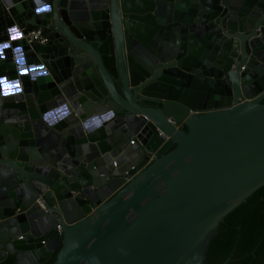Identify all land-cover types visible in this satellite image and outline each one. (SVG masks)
I'll return each instance as SVG.
<instances>
[{
  "label": "water",
  "instance_id": "water-1",
  "mask_svg": "<svg viewBox=\"0 0 264 264\" xmlns=\"http://www.w3.org/2000/svg\"><path fill=\"white\" fill-rule=\"evenodd\" d=\"M48 2L0 4V41L13 24L48 34L13 41L48 74L0 91V262L203 264L209 233L264 186V0Z\"/></svg>",
  "mask_w": 264,
  "mask_h": 264
},
{
  "label": "trees",
  "instance_id": "trees-1",
  "mask_svg": "<svg viewBox=\"0 0 264 264\" xmlns=\"http://www.w3.org/2000/svg\"><path fill=\"white\" fill-rule=\"evenodd\" d=\"M264 102V100H263ZM203 264H262L264 261V186L229 212L209 233ZM57 251L45 264H53ZM0 264H16L7 256Z\"/></svg>",
  "mask_w": 264,
  "mask_h": 264
},
{
  "label": "clouds",
  "instance_id": "clouds-1",
  "mask_svg": "<svg viewBox=\"0 0 264 264\" xmlns=\"http://www.w3.org/2000/svg\"><path fill=\"white\" fill-rule=\"evenodd\" d=\"M35 7L34 12L38 15L44 12H51L52 5L48 0H33ZM0 4H3L5 8H12L14 6L13 0H0ZM7 38L0 41V61L7 59L5 50L11 49V60L15 67L17 78L9 80L7 77L0 76V91L3 93L15 92L22 93V81L19 79L23 75L28 76L30 80H37L40 76L47 75V69L43 62L39 64H29L26 60L23 45L16 44L13 46V41L27 40L29 44L33 41H38L39 44L45 45L48 43L47 38L42 36L41 30L36 29L28 33L27 37L24 35V31L18 25H11L6 29ZM0 100V104H2ZM68 109L65 106L58 105L55 108L41 114V119L49 126H54L57 122L68 116ZM115 117V112L108 110L105 112L94 113L87 118L83 119L80 124L82 129L88 133H94L105 125L106 122L112 121ZM9 123H15V120L8 121ZM82 148L85 152L89 150L88 144H83ZM98 264V262H97Z\"/></svg>",
  "mask_w": 264,
  "mask_h": 264
},
{
  "label": "built area",
  "instance_id": "built-area-1",
  "mask_svg": "<svg viewBox=\"0 0 264 264\" xmlns=\"http://www.w3.org/2000/svg\"><path fill=\"white\" fill-rule=\"evenodd\" d=\"M36 29H40V30H41V33H42V36H43V37H46V38H47V41H48V34H47L46 30H45L44 28H42V27H36V28H34V29L28 31L27 34H25V37H27V35H28L29 32H31V31H33V30H36ZM25 40H26V39H25ZM26 42H27V40H26ZM33 42L39 43L38 41H33ZM33 42H32V43H33ZM27 43H28V42H27ZM28 44H29V43H28ZM131 143H133V141H131Z\"/></svg>",
  "mask_w": 264,
  "mask_h": 264
},
{
  "label": "snow or ice",
  "instance_id": "snow-or-ice-1",
  "mask_svg": "<svg viewBox=\"0 0 264 264\" xmlns=\"http://www.w3.org/2000/svg\"><path fill=\"white\" fill-rule=\"evenodd\" d=\"M22 76H25V75H23V74H21ZM5 95L7 96L8 95V93L7 92H5Z\"/></svg>",
  "mask_w": 264,
  "mask_h": 264
}]
</instances>
